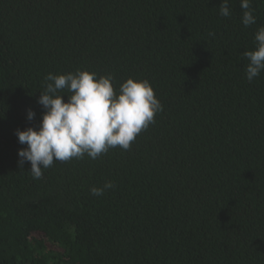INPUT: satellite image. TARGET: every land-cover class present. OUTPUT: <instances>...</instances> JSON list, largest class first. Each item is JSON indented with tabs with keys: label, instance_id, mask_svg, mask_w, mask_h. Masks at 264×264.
<instances>
[{
	"label": "trees",
	"instance_id": "1",
	"mask_svg": "<svg viewBox=\"0 0 264 264\" xmlns=\"http://www.w3.org/2000/svg\"><path fill=\"white\" fill-rule=\"evenodd\" d=\"M220 3L0 0V264H264V71L249 82L243 56L264 0L248 27ZM77 69L146 79L162 111L128 150L33 179L16 130L38 127L44 77Z\"/></svg>",
	"mask_w": 264,
	"mask_h": 264
},
{
	"label": "clouds",
	"instance_id": "2",
	"mask_svg": "<svg viewBox=\"0 0 264 264\" xmlns=\"http://www.w3.org/2000/svg\"><path fill=\"white\" fill-rule=\"evenodd\" d=\"M243 10L242 24H256L251 0H240ZM219 15L229 17V0H221ZM214 38L215 33L209 32ZM254 49L245 50L243 56L249 61L245 67L246 79L251 82L264 71V26L254 34ZM44 90L38 103L44 111L37 128L16 130L21 145L18 150L19 164L30 162L33 179H41L43 170L54 161L67 162L85 155L96 159L109 149L120 147L128 150L137 135L154 123L155 115L162 105L146 79L127 78L118 91L113 86L111 74L98 76L95 72L77 69L65 74L48 73ZM69 93V94H65ZM67 95V101L62 99ZM35 113L27 112L32 120ZM111 181L102 187H92L93 196H102L113 188Z\"/></svg>",
	"mask_w": 264,
	"mask_h": 264
}]
</instances>
